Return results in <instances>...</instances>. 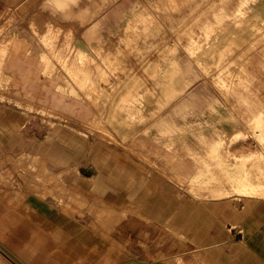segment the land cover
<instances>
[{"label":"crops","instance_id":"0c3cea01","mask_svg":"<svg viewBox=\"0 0 264 264\" xmlns=\"http://www.w3.org/2000/svg\"><path fill=\"white\" fill-rule=\"evenodd\" d=\"M13 1L0 0V28L11 23L1 60L11 79L4 96L11 101L0 99V257L11 258L22 244L37 241L46 245L43 251L56 248L47 255L53 264H161L153 251L116 246L95 229L91 207L105 204L183 235L198 248L199 264H264V198L225 196L229 189L222 183L211 186L212 197L207 185L222 178L217 166L232 161L223 160L220 149L243 131L238 108L222 100L206 75L191 74L184 55L178 56L182 74L170 82L161 76L164 86L152 76L157 78L145 80L150 85L144 92L138 73L111 74L112 59L94 52L128 50L114 40L122 38L141 0ZM25 2L28 9H20ZM79 45L91 58L60 63ZM48 60L56 72L46 68ZM115 61L125 71L138 68L136 59ZM29 158L69 176L87 206L69 214L57 199L4 198V192L20 189L4 172L16 174L19 162Z\"/></svg>","mask_w":264,"mask_h":264},{"label":"rangeland","instance_id":"374dc122","mask_svg":"<svg viewBox=\"0 0 264 264\" xmlns=\"http://www.w3.org/2000/svg\"><path fill=\"white\" fill-rule=\"evenodd\" d=\"M21 1L12 3L17 5ZM136 5V17L127 20L128 26L122 38L114 40L128 50L111 51L109 55L95 50V54L101 59H112L111 74L138 73L143 79L138 81V90L143 89L144 92L150 85L145 80L157 78L152 76H160L157 79H162L160 85L164 86L166 78L161 76H167L170 82L182 74L183 60L191 74L206 75L211 82L208 84L217 90L222 100L238 108L244 126L243 131L232 138L231 145L223 144L220 149L223 160L226 157L232 159L217 166L223 170L222 178H211L207 185L222 183L223 189H229L223 195H243L237 188L241 181L251 180L260 187L254 193L256 197L264 198V0H141ZM28 6L29 3H22L20 9L26 10ZM9 11L8 8L6 13ZM10 30V22L0 28V99L9 101L11 99L6 98L4 92L8 90L11 79L3 74L1 60L2 47L10 40ZM50 30L53 32L52 26ZM74 50L69 48L60 63L65 65V59L72 57L80 60L91 58L81 45L77 52ZM180 55L185 56L181 63ZM120 59H136L138 68L129 67L125 71L119 66V61H115ZM45 66L51 67V73L56 72L52 61H45ZM144 100L139 104L145 105ZM36 110L55 115L39 108ZM215 152L218 155L219 151ZM148 165L155 167L158 163ZM18 166L16 174L12 171L4 174H9L11 184L17 183L20 189L11 195L2 191L4 198L13 197L16 203L23 202L30 195L50 201L57 199L69 214H78L87 206L82 196L72 191L69 176L46 168L44 161L29 158L28 162L20 161ZM229 175H234V178H229ZM14 177H17V182H14ZM209 193L212 197L215 195L213 187ZM90 211L94 212L95 229L116 246L153 251V256L157 257L155 260L161 264H199L194 255L198 248L183 235L163 225L138 221L134 213L118 212L105 204H93ZM70 229L75 232L76 227L71 226ZM45 246L37 241L22 244L11 258L0 257V264H39L40 257L46 261L45 264H53L55 259L47 255L53 256L56 248L47 245V250L43 251ZM57 260L55 264H71L68 260Z\"/></svg>","mask_w":264,"mask_h":264},{"label":"bare ground","instance_id":"6f19581e","mask_svg":"<svg viewBox=\"0 0 264 264\" xmlns=\"http://www.w3.org/2000/svg\"><path fill=\"white\" fill-rule=\"evenodd\" d=\"M55 1V0H54ZM71 2V0H68V2ZM76 1V0H75ZM74 1V2H75ZM49 2V1H48ZM60 2V1H59ZM62 2H64V0L62 1ZM67 3V2H66ZM72 3V2H71ZM76 3V2H75ZM109 3H111V1L109 2ZM134 3H135V1H134ZM57 4H58V2H57ZM95 4H96V2H95ZM51 5H52V3H51ZM57 6V5H56ZM66 6V5H65ZM76 6V5H75ZM48 8L50 7V6H47ZM52 7V6H51ZM55 7V6H54ZM59 7V6H58ZM67 8V7H66ZM50 9H52L53 10V8H50ZM73 9V8H72ZM83 9V8H82ZM86 9V8H85ZM66 10V9H65ZM81 10V9H80ZM87 10V9H86ZM85 10V11H86ZM57 12V11H56ZM83 12H84V10H83ZM88 12V11H87ZM86 12V13H87ZM126 12V11H125ZM64 13V12H63ZM72 13V12H71ZM85 13V12H84ZM95 13V12H94ZM65 14V13H64ZM63 14V15H64ZM81 14V13H80ZM88 14H89V12H88ZM90 15V14H89ZM86 17V16H85ZM91 17V16H90ZM92 18V17H91ZM50 24V23H49ZM95 24V23H94ZM97 24H99V23H97ZM93 27H94V25H92ZM92 26H90V27H92ZM114 28V27H113ZM92 29V28H91ZM96 29V28H95ZM94 30V29H93ZM88 31H89V29H88ZM91 31V32H90ZM89 31V33H92V30H90ZM94 34V33H93ZM95 35V34H94ZM185 74V73H184ZM187 84V83H186ZM188 85V84H187ZM186 87V86H185ZM188 88V87H187ZM183 90H184V88H183ZM192 98V97H191ZM159 102H161V101H159ZM163 105V104H162ZM211 107V106H210ZM208 109V108H207ZM9 112V111H8ZM16 117V116H15ZM9 118H10V116H9ZM3 119V118H2ZM196 119V118H195ZM194 120V119H193ZM6 122V121H5ZM4 123V122H3ZM8 127V126H7ZM9 130V129H8ZM4 135V134H3ZM62 135V134H61ZM63 136V135H62ZM66 136V135H65ZM48 138V137H47ZM68 138V137H67ZM74 141V140H73ZM257 185H255V183H253L251 180H245V181H241V186L239 187V188H237V190L239 191V193L241 192V193H243V196L244 195H249V196H255L256 197V195L254 194V193H256L255 191L258 189V188H260V187H256ZM225 193H228V191H225ZM232 193V192H231ZM199 194V193H198ZM197 195V194H196ZM225 195V194H224ZM232 195V194H231ZM257 198V197H256ZM203 200V199H202ZM207 200H209V199H207ZM260 200V199H259ZM262 200V199H261ZM244 245V244H243ZM1 264H2V262H1Z\"/></svg>","mask_w":264,"mask_h":264}]
</instances>
